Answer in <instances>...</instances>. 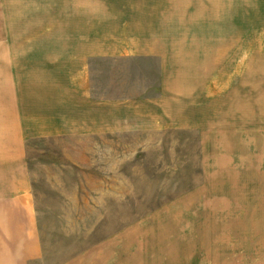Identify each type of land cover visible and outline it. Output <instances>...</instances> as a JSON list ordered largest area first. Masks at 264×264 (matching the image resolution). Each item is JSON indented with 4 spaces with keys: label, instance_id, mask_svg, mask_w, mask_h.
<instances>
[{
    "label": "rangeland",
    "instance_id": "374dc122",
    "mask_svg": "<svg viewBox=\"0 0 264 264\" xmlns=\"http://www.w3.org/2000/svg\"><path fill=\"white\" fill-rule=\"evenodd\" d=\"M31 40L54 42L50 61L86 56L92 99L130 100L101 138L28 131L34 264H264V193L225 192L205 92L264 49V0H0V41Z\"/></svg>",
    "mask_w": 264,
    "mask_h": 264
},
{
    "label": "crops",
    "instance_id": "0c3cea01",
    "mask_svg": "<svg viewBox=\"0 0 264 264\" xmlns=\"http://www.w3.org/2000/svg\"><path fill=\"white\" fill-rule=\"evenodd\" d=\"M69 42L64 46L67 50H70ZM53 44L40 40L0 41V59L6 66L0 74V96L3 97L0 113L6 115L0 118V264H34L43 255L24 148V138H30L28 131L37 130V136L41 137L58 134L101 138L117 120L119 109L130 102L116 98L104 100L102 95H94L92 99L87 57L76 56L74 62L71 56L63 61L52 57L50 61L49 52L42 50L53 48ZM82 47L86 48L85 42L80 44ZM25 48L34 51L24 52ZM99 49L102 48L99 46ZM263 50L258 47L250 55L254 60L246 62L247 57H244L230 72H224L219 79L222 80L219 90L216 91L215 77L205 85L210 114L206 137L212 139L209 144L223 145L221 175L230 187L225 192L239 195L247 192L251 198H259L260 193H264V180L254 179L256 173L264 175ZM95 54L103 56L102 50ZM213 70L214 67L209 70L210 76ZM190 88L191 85L189 91L182 88L177 92L189 98ZM193 92L190 94L192 103H198L202 97L199 87ZM219 95L221 103L215 102ZM139 101L149 112L151 102ZM220 108L222 122H216L214 114L220 116ZM197 113L199 117L200 110ZM249 146H252L250 151ZM225 200L230 201V198ZM263 209L264 205L260 211ZM261 233L263 240L264 232Z\"/></svg>",
    "mask_w": 264,
    "mask_h": 264
}]
</instances>
